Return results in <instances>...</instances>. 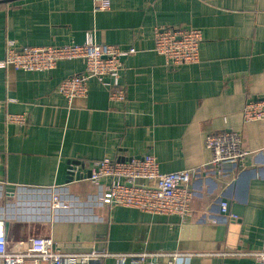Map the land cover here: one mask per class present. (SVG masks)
I'll return each mask as SVG.
<instances>
[{
	"label": "crops",
	"instance_id": "0c3cea01",
	"mask_svg": "<svg viewBox=\"0 0 264 264\" xmlns=\"http://www.w3.org/2000/svg\"><path fill=\"white\" fill-rule=\"evenodd\" d=\"M95 2L0 0V59L7 39L19 47L82 44L89 32L98 43L136 48L124 58L125 101L95 78L72 103L57 91L85 70L84 58L49 71L0 68V221L10 242L42 235L60 252H193L202 255L177 264H264L241 254L264 248V121L242 116L246 102L264 98V0H109L105 10ZM157 26L200 28V60L166 66L154 51ZM8 113L27 123H8ZM229 130L249 153L222 176L192 180L186 221L103 204V190L86 176L66 183L70 160L88 167L151 153L163 172L198 167L211 159L207 136ZM219 198L237 220L220 215Z\"/></svg>",
	"mask_w": 264,
	"mask_h": 264
},
{
	"label": "built area",
	"instance_id": "2783aa9c",
	"mask_svg": "<svg viewBox=\"0 0 264 264\" xmlns=\"http://www.w3.org/2000/svg\"><path fill=\"white\" fill-rule=\"evenodd\" d=\"M110 8L109 0H96L95 9ZM203 32L200 28H154V51L164 57L165 65L176 67L193 64L200 60ZM136 52L134 46L122 48L114 44L98 43L92 33L82 44L19 47L15 40L7 39L5 55L0 59V68L12 67L24 71H49L62 60L84 58L86 68L80 73L64 79L57 91L70 103L86 97L92 78L108 86L113 100L125 101L126 93L121 78L124 58ZM242 116L244 122L264 121V98L245 103ZM8 123L25 126L24 114L8 113ZM206 147L211 152L208 163L181 170L163 172L157 157L151 153L133 156L126 160L102 158L94 160L88 167L73 165L72 170L85 175L90 171V180L103 191L100 201L108 206H127L157 215H176L186 221L193 215L195 193L190 187L194 178L222 176L228 166H237L248 155L242 146L239 132L229 130L208 135ZM88 168L86 172L84 169ZM219 213L237 220L238 214L231 212L229 202L219 198ZM214 222L217 220H213ZM251 256L256 262H264V248L241 253ZM198 253L143 252L112 254L107 251L91 250L85 253L60 252L54 249L50 236L30 235L10 242L5 232L4 221H0V264H91L108 256L116 257L121 264L130 261L136 264H177L180 257L189 258ZM167 257L166 262L160 259Z\"/></svg>",
	"mask_w": 264,
	"mask_h": 264
},
{
	"label": "water",
	"instance_id": "95a60500",
	"mask_svg": "<svg viewBox=\"0 0 264 264\" xmlns=\"http://www.w3.org/2000/svg\"><path fill=\"white\" fill-rule=\"evenodd\" d=\"M68 163H69V167H68V172H67L66 183H70V182H73V181L80 180L81 178H83L85 176L86 177L90 176V171H87L85 175H82L80 172H75V171L72 170L71 164L83 166L81 161H79V160H70Z\"/></svg>",
	"mask_w": 264,
	"mask_h": 264
}]
</instances>
